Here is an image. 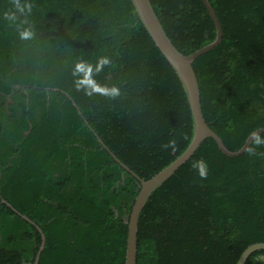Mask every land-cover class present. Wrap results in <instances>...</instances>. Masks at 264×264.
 I'll return each mask as SVG.
<instances>
[{"label": "trees", "instance_id": "trees-1", "mask_svg": "<svg viewBox=\"0 0 264 264\" xmlns=\"http://www.w3.org/2000/svg\"><path fill=\"white\" fill-rule=\"evenodd\" d=\"M150 1L180 53L215 40L203 0ZM209 1L223 37L193 68L208 124L237 152L264 129V0ZM30 2L31 14L11 22L13 0H0V264H34L39 228L38 264H126L139 178L171 166L194 139L188 94L133 0ZM18 25L33 37L21 39ZM100 57L111 64L95 79L118 87L115 98L74 86L75 64ZM169 139L177 151L162 148ZM255 151L229 157L205 138L145 205L137 264H238L264 242V145ZM200 158L206 178L191 167ZM246 264H264V249Z\"/></svg>", "mask_w": 264, "mask_h": 264}, {"label": "water", "instance_id": "water-1", "mask_svg": "<svg viewBox=\"0 0 264 264\" xmlns=\"http://www.w3.org/2000/svg\"><path fill=\"white\" fill-rule=\"evenodd\" d=\"M203 1L206 7L208 8L212 18L214 19L217 29V35L215 40L209 43V45H207L206 47L197 51L194 54L186 56L180 53L178 49L173 45V42L166 33L159 17L157 16L154 10V7H152L150 3L151 1L133 0L135 7L141 17V20L146 26V30L150 34L151 38L154 39V41L156 42V46L160 49L162 54L168 59V61L174 67L175 71L178 73L179 77L181 78L184 84V88L188 94L189 104L190 107H192V111L194 114L195 136L191 145L185 152V154L181 156L177 161H175L171 166H169L168 168L157 174L154 178H151L150 180L147 181L137 177L142 182V189L133 205V209L128 223L129 230H128L126 264H137V237L139 230V219L148 200L151 198L152 195H154V193L159 188H161L168 180H170L182 166H184L189 160H191V158L198 151V148L205 141V138L213 137L219 144L221 151L229 157H237L244 154L246 152L247 147L252 142L249 136L247 141L239 149V151L231 152L230 149H228L225 146L219 134L210 127L204 115L203 104H202V92H200L199 82L195 70L193 68V64L197 58L210 52L219 45L223 37V28L215 12V9L211 5L210 1L209 0H203ZM257 131H260L262 134L264 133V129H260ZM117 161L120 162V164L124 168H126L119 159H117ZM130 173L132 175H135L133 174V172ZM7 203L20 215H22L24 218L30 220V222L33 223V221L27 215L22 214L11 203L9 202ZM39 230L42 235V242L38 250V253L36 255L34 264H38L40 253L45 244V236L40 228ZM258 249H264V242H258L249 245L241 254L238 264H246L249 255L253 251Z\"/></svg>", "mask_w": 264, "mask_h": 264}, {"label": "clouds", "instance_id": "clouds-1", "mask_svg": "<svg viewBox=\"0 0 264 264\" xmlns=\"http://www.w3.org/2000/svg\"><path fill=\"white\" fill-rule=\"evenodd\" d=\"M13 8L15 11H7L4 13V19L15 22L18 19L17 13L20 16L27 17L31 14L33 9V4L30 0H13ZM23 24H28L27 19L23 21ZM19 36L23 40H29L33 37L34 33L31 27L24 28L22 25H18ZM111 64V60L108 57H100L97 62L93 65L87 61H78L73 70L72 75L74 79V86L77 90H82L85 95L92 96L94 94L103 95L108 98H115L120 95V90L116 86L101 85L95 79V76L102 72L106 66ZM250 140L252 145L248 146L246 151L249 155L255 156L257 153L255 151L256 147L264 145V134L260 131H253L250 134ZM164 150L171 149L173 152L177 151L178 145L175 139H169L166 143L162 145ZM191 167L195 170L200 178H206L208 175V164L203 159L200 158L192 162Z\"/></svg>", "mask_w": 264, "mask_h": 264}]
</instances>
